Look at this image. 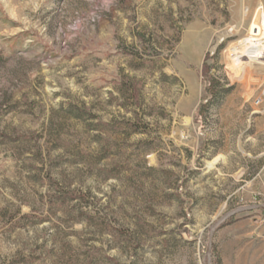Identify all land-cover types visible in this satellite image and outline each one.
Segmentation results:
<instances>
[{
    "label": "rangeland",
    "instance_id": "374dc122",
    "mask_svg": "<svg viewBox=\"0 0 264 264\" xmlns=\"http://www.w3.org/2000/svg\"><path fill=\"white\" fill-rule=\"evenodd\" d=\"M255 45L264 0H0V264H208L264 204Z\"/></svg>",
    "mask_w": 264,
    "mask_h": 264
},
{
    "label": "crops",
    "instance_id": "0c3cea01",
    "mask_svg": "<svg viewBox=\"0 0 264 264\" xmlns=\"http://www.w3.org/2000/svg\"><path fill=\"white\" fill-rule=\"evenodd\" d=\"M260 191L258 196L264 201V168L260 172ZM231 237L224 241L223 264H264V221H242Z\"/></svg>",
    "mask_w": 264,
    "mask_h": 264
},
{
    "label": "water",
    "instance_id": "95a60500",
    "mask_svg": "<svg viewBox=\"0 0 264 264\" xmlns=\"http://www.w3.org/2000/svg\"><path fill=\"white\" fill-rule=\"evenodd\" d=\"M255 210H263L264 211V204L258 205H251L238 208L234 211L229 212L223 218H221L218 222H216L210 232V240H209V247H208V264H212V243H213V234L218 229V227L224 223L228 218L243 212H251ZM255 223H259L258 220H255Z\"/></svg>",
    "mask_w": 264,
    "mask_h": 264
},
{
    "label": "bare ground",
    "instance_id": "6f19581e",
    "mask_svg": "<svg viewBox=\"0 0 264 264\" xmlns=\"http://www.w3.org/2000/svg\"><path fill=\"white\" fill-rule=\"evenodd\" d=\"M252 43V41H245L243 44H249ZM245 45V46H246ZM240 47V46H239ZM237 50V49H236ZM240 50V49H239ZM241 51V50H240ZM243 51V50H242ZM243 54V53H242ZM239 55V54H238ZM241 56V55H240ZM244 56H248L249 58L253 59V60H258L259 59H264V49L261 47H258L257 45H255L252 49H250L247 52H244ZM242 57V56H241ZM243 59V58H242ZM251 61V60H250Z\"/></svg>",
    "mask_w": 264,
    "mask_h": 264
},
{
    "label": "built area",
    "instance_id": "2783aa9c",
    "mask_svg": "<svg viewBox=\"0 0 264 264\" xmlns=\"http://www.w3.org/2000/svg\"><path fill=\"white\" fill-rule=\"evenodd\" d=\"M262 26H263V23L261 24ZM256 28V30H257V33H259L260 32V27L259 26H255ZM256 105L257 106H261V105H263V103H264V97H260V98H258L256 101Z\"/></svg>",
    "mask_w": 264,
    "mask_h": 264
},
{
    "label": "trees",
    "instance_id": "16d2710c",
    "mask_svg": "<svg viewBox=\"0 0 264 264\" xmlns=\"http://www.w3.org/2000/svg\"><path fill=\"white\" fill-rule=\"evenodd\" d=\"M209 59H210V57L207 56L206 61L209 60ZM211 68H212V67L208 66V64H207V62H206V63L204 64V73L208 75L209 72H210V70H211Z\"/></svg>",
    "mask_w": 264,
    "mask_h": 264
}]
</instances>
